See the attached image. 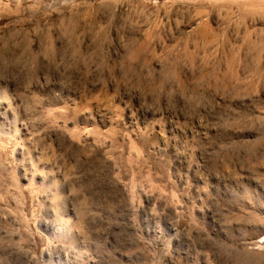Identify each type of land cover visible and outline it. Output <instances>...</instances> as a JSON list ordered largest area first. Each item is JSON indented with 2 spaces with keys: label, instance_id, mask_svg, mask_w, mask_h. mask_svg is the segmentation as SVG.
Segmentation results:
<instances>
[{
  "label": "rangeland",
  "instance_id": "obj_1",
  "mask_svg": "<svg viewBox=\"0 0 264 264\" xmlns=\"http://www.w3.org/2000/svg\"><path fill=\"white\" fill-rule=\"evenodd\" d=\"M0 264H264V0H0Z\"/></svg>",
  "mask_w": 264,
  "mask_h": 264
}]
</instances>
